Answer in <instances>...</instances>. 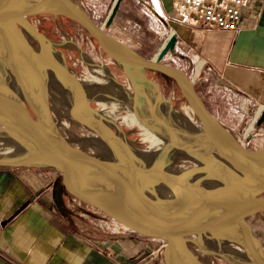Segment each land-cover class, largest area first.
Returning a JSON list of instances; mask_svg holds the SVG:
<instances>
[{
	"label": "water",
	"instance_id": "95a60500",
	"mask_svg": "<svg viewBox=\"0 0 264 264\" xmlns=\"http://www.w3.org/2000/svg\"><path fill=\"white\" fill-rule=\"evenodd\" d=\"M48 1L53 5V10L30 12L26 9L21 11L10 0H0V35L12 41L27 39L32 42L35 51V67L28 90L24 91L14 76L0 73V132L10 139L12 136L9 133L12 134L29 150L27 155L0 156V167L48 168L58 172V187L72 201L118 229L162 241L165 264H210L209 258H219L233 264H264L263 254L260 256L239 249L236 235L231 233L247 219L264 212V147L247 148L236 134L207 109L198 92L199 80H194L178 67L164 61V57L176 49V35L171 32L155 56L144 58L103 30L112 23L123 0L112 1L101 26L95 24L75 0ZM37 14L62 15L70 19L84 32L98 53L134 77L136 82V76L139 75L149 86L153 85L144 71L156 72L172 80L181 95L182 114L195 120L212 154L218 153L227 161L232 177L237 182L235 188L247 185L258 192L238 202L221 201L212 206L199 204V196L206 193L204 188L198 189L199 193L190 190L195 191L197 196L170 195L143 168L112 146L107 135L112 131L103 121L101 112L90 105L81 80L70 71L61 52L29 21L28 17ZM52 57L58 60L67 79L72 78L74 92L89 114L91 130L95 137L106 140L109 154L85 151L66 143L64 139H56L59 137L50 135L46 130L40 108L41 101L46 98L49 76L53 74ZM156 93L159 101L164 102ZM263 120L264 112H261L256 126L259 127ZM165 126L168 128L165 134H168L170 125ZM176 130L175 136L186 138L189 135L186 140L194 139L191 137L192 131L177 134ZM10 141L16 145L14 139ZM185 148L183 145L182 155L172 154L177 158L185 156ZM155 164L150 161L145 163L155 174H162L165 178L173 174L167 170L166 163L162 164L164 170ZM185 191L189 192L187 189ZM104 193L127 197L129 204L125 208L111 206L98 198L99 194ZM26 205L24 203L20 210ZM190 227L196 229L195 235L188 231ZM207 228L220 235L225 244H215L199 237Z\"/></svg>",
	"mask_w": 264,
	"mask_h": 264
},
{
	"label": "crops",
	"instance_id": "0c3cea01",
	"mask_svg": "<svg viewBox=\"0 0 264 264\" xmlns=\"http://www.w3.org/2000/svg\"><path fill=\"white\" fill-rule=\"evenodd\" d=\"M75 1L98 15L113 0ZM120 6L132 18L127 26L143 16L160 17L161 45L176 35L180 62L194 66L193 78L201 76L198 92L207 109L244 136L264 112V0H244L234 32L190 26L171 0H123ZM257 136H264V122ZM59 180L48 168L0 167V264H165L161 242L86 210L58 187Z\"/></svg>",
	"mask_w": 264,
	"mask_h": 264
},
{
	"label": "rangeland",
	"instance_id": "374dc122",
	"mask_svg": "<svg viewBox=\"0 0 264 264\" xmlns=\"http://www.w3.org/2000/svg\"><path fill=\"white\" fill-rule=\"evenodd\" d=\"M107 9H110V7L108 6L102 9L100 12L101 14H98V15L89 14V17L92 19V21L95 24H97L98 26H101L103 25L105 21V18H106L105 13L107 12ZM41 15L43 17L38 16V14L31 15L29 18L30 19L29 21H33L35 24L39 26L42 20L43 21L46 20L48 24H50L49 28L47 26H40L42 33L52 43V45H54L56 49L60 51L63 50L66 53L67 55L66 63L70 71L74 73L82 81L83 84L85 85L92 84V88L87 91L89 97H91L90 105L95 110L101 113H104V112L111 113L112 121L107 122V124L110 130L112 131V133L116 134L118 133V130H119V134L121 135V137H124V139L128 142L127 145L130 148L134 149V151L147 152V153L152 152L154 156L156 154L155 159L156 157L157 158L161 157L160 155L164 154L165 151L167 152L168 146L164 143L165 147H163L164 146L163 141L159 138H162V136L165 137L164 136L165 131L168 130V128H166V126H161V127L157 126L155 124V118L153 116L155 115L156 117V115L157 116L162 115L161 113L162 106L158 105V104H161V102L156 101L157 105L156 104L155 105L156 107L159 106L158 107L159 109L154 107L153 108L154 110L152 109L153 114L151 113V111L150 112L145 111L143 109L145 107L144 106L141 107L140 105L141 104L140 100L137 101L141 93V91L138 89L140 87L139 80L138 82H136V80H134L132 76L125 73L123 69H121L114 63L108 61L107 59H104L95 50L94 46L88 40L84 32H82L81 29L70 19L62 15H51V14H41ZM122 18H124V16H119L115 18L114 23L107 28L106 27L103 28V30L109 35L115 37L116 39L126 44L130 49H132L134 52H136L140 56L144 58H151L155 56L161 47L160 45H161V41L163 38V36L160 33L162 29V24L159 22L160 17L158 18L157 16H152V15L144 16L143 19H141L143 20L142 24H138L136 26L133 25L134 27L125 25L122 22L123 21ZM83 56L87 57L90 63L89 61H86V59H84ZM178 56H179V53L175 49L174 53H168L164 57V61L176 67L179 64L184 66V68L186 69L185 70L186 72L185 71L184 72L189 77L193 78V75L195 73L194 66L193 65L189 66L188 64L181 63ZM105 69L109 71L111 75V79H113V83L116 85H120L121 88H124L126 93L128 92L127 95L124 96L125 99H121L122 97L118 99L116 98L117 99L116 101L114 97H111L112 100L110 98L106 100L97 99L101 93L100 88L104 86L106 87V83L108 81L102 77V71H104ZM98 73H100V75H98ZM199 73L202 74V72H199ZM144 74L153 84L152 86H148L146 88V89H149V92H150L148 93V90H147V93H146L147 96H149V98L150 96L151 97L155 96V94H157L156 92H158L162 100L164 102H167L170 105L173 113L175 112L184 113L181 95L172 80L166 78L165 76L159 73L152 72V71H144ZM137 78L139 79V75H137L136 79ZM193 79L201 80V76H199L196 79L195 78ZM154 88L156 89V91ZM47 93H46V100H47V105H48V111L50 112L51 122H52V125L54 126L58 125L56 126L55 129L57 133L59 134V136L64 140L66 139V141L70 143V145L72 146L81 147V144H82L81 141H84L87 143L91 142L93 140L92 137L94 136V133L91 130V128L84 126V124L81 121L77 119L74 120L73 117L65 114L63 106L58 105L56 104L57 102H55L56 98L59 99L60 97L53 89H50V88L47 89ZM95 93H99L98 94L99 96L98 97L97 95L92 96ZM50 94L54 95V98ZM128 94L130 95L128 96ZM135 94L137 95L134 96ZM101 95L103 96L104 94L102 93ZM142 96L144 95L142 94ZM52 99L55 101H53ZM129 99L131 100V102ZM158 110H161V112L158 113ZM142 114L143 115L145 114L144 115L145 117L142 116ZM146 115L148 116V118ZM169 119H170L169 120L170 122H168V125L172 126L170 128L172 129L173 128L174 129L183 128V127H179L175 123V122H179V120L176 119V117L173 116L172 118H169ZM146 120H148V122ZM172 120L173 121L176 120V121L173 122ZM152 123H154V125ZM146 124L148 125V127ZM163 128H164V131L162 130ZM63 129L66 131H64ZM245 129L247 131L245 134L248 135L249 139L248 137L245 138V134L244 136L242 134L240 135L237 134V137L245 144L247 148L257 149V148L264 147V136H257L260 126L257 127L256 124H252V125H249ZM67 131H70V132H67ZM72 136L73 137L75 136V138H73ZM188 136L189 135H186V138H188ZM186 138L181 137V136H173V138L170 141H180V143H182L181 147H183L184 145L187 148V149L185 148L186 155H187L195 147L199 146L200 141L198 140V138L196 139L191 138L190 139L191 141H189V139L186 140ZM7 143L8 142L5 141L4 138L0 137V156H8L11 153H13L14 150L17 148L15 144H12V143L7 144ZM189 148L191 150H188ZM83 150L86 151L85 148H83ZM193 154L194 153H192V155ZM187 157L188 156H183V157H178V158L173 157L167 161H164V163L166 164L170 163L166 165L167 170H169L170 172H173L176 170L186 171L192 168L197 170L198 169L197 167H199L198 165L199 161L200 162L203 161L201 159L199 160V158L195 154L192 156V158L188 157L189 158L188 159ZM190 158L193 160H191ZM195 159H198V160H195ZM202 163L204 165L206 164L205 161H203ZM202 171H203L202 169L198 170V172H196L197 173L196 175H201L199 173H202ZM205 175L207 176L208 174L206 173ZM213 177L214 176H210V179H214ZM201 186L205 187V184H202ZM240 228H241V231L242 230L245 231L247 235H249L250 238H252L251 240L253 241V243L257 246L259 250H261L262 254L264 255V212L261 215H256V216H253L247 219L246 221L243 222V225L241 227H236L235 230L238 231ZM195 234L196 233H193V235ZM198 236L204 237L207 240L215 244H219V245L225 244L222 237L218 235L217 233H215L214 231H212V233L205 232ZM157 241L163 243L160 240H157ZM209 261L212 262L213 264H228V263L231 264L230 262L227 263V261L219 259V258H209Z\"/></svg>",
	"mask_w": 264,
	"mask_h": 264
},
{
	"label": "bare ground",
	"instance_id": "6f19581e",
	"mask_svg": "<svg viewBox=\"0 0 264 264\" xmlns=\"http://www.w3.org/2000/svg\"><path fill=\"white\" fill-rule=\"evenodd\" d=\"M10 1H12L14 6H16L21 11H25V9H26L27 11H30V12H47V11L53 10V8H54L53 5L48 0H10ZM1 53H3L4 56L3 57L0 56V73H4V74L9 75V76H14L16 79L19 80V83L22 85L23 90L24 91L28 90V86L32 80L34 67H35V51H34V48L32 47V42L27 40V39H22L19 41L18 40L12 41L9 37L0 35V54ZM83 58L86 59V61H89V59H87V57L83 56ZM89 63H90V61H89ZM51 66H52L53 74H50L52 76H49L48 85H47L46 90L49 88L53 89L60 97L59 99L56 98V101L53 99L52 100L57 102L56 104L63 106L64 112L66 115L73 117L74 120L77 119V120L81 121L84 124V126L91 128V125H90V122L88 119L89 114H87L86 110L82 106V103L80 102V100L78 99V97L76 96V94L74 92V86L75 85L73 83L72 78L67 79L61 65L59 64L58 60L54 57H52ZM98 75H100V73H98ZM102 77L105 78L106 80H108L106 83V87L100 86L101 87L100 88V90H101L100 96L98 95L99 93H95L92 96L97 95V97L99 96L97 99H100V100H102V99L106 100L108 98H110L112 100L111 97H114L115 101L120 97H122L121 99H125L124 96L127 95L128 92L126 93L124 88H121L120 85L118 86V85L113 83V80L111 79V75L107 69L102 71ZM133 79H135V78L133 77ZM138 80H139V84H140L139 85L140 87L138 89L141 91V93H140L139 99H137V101L140 100V102H141L140 105H141V107L142 106L145 107V108H143L145 111H149V112L151 111V113H152V111L154 110L153 108L156 107V105H157L156 101L158 102L159 99H158L156 94H155V96H152V97L150 96V98H149V96H147V94H146L147 90H148V93H150L149 89H146L149 86L148 82L145 81L140 76H139ZM81 84H82V88H83L84 92L86 93V95L90 99L91 97H89L87 91L92 88V84L85 85L82 83V81H81ZM155 91H156V89H155ZM102 93L104 94L103 96L101 95ZM142 94L144 96H142ZM0 95H1V92H0ZM129 95L130 94H128V96ZM136 95L137 94H135L134 96H136ZM42 96H44V93ZM51 96L54 98V95H51ZM131 97H133V96H131ZM153 97H154V99H153ZM130 102H131V100H130ZM41 103H42L41 108H40L41 109V119H42V122H44L46 130L50 132V135L59 137L56 139H62L55 129L56 126H58V125L54 126V125H52V123L50 121V115H49L50 112L48 111L47 100L45 97L43 98ZM45 105H46V107H45ZM125 105H126V103H125ZM158 105L162 106V108H161L162 112H161V110H158V113L161 112L162 115H159L158 113L157 114L159 116L156 115V117H155V115H153L155 118V124L159 127L165 126L166 124H168V122H170L169 118H172L173 116L176 117V119H178L179 122H175V123L179 127H183L182 129L177 128V130H176L178 132L177 134H180L182 132L192 131L193 135H191V137H194L195 139L198 138V140L200 141L199 146L195 147L189 154H187L185 156H189L192 158V156L195 154L199 158V160L201 159V160L206 162L205 165L202 163L203 161L202 162L199 161V164H198L199 167H197L198 168L197 170L194 168L188 169L186 171H183V170L177 171L176 170V171H173V174L169 178H165L162 174H158V173L155 174L154 171H152V169H149L148 166L146 167L145 163L150 161V162L157 163L155 165H159L160 168L162 170H164V168H162V164H165L164 161H167V160L175 157L174 154H177V156L182 155L181 151L183 150L182 149L183 147H181L180 141H170L173 138V136H175V129L174 128L169 129L168 134L164 135L165 137L162 136V138H159L163 141V145L165 143L168 146V149H167V152L164 150L165 151L164 154H162L160 152L162 154V155H160L161 157H159V158L156 157V159H155L156 154L154 156L152 152L147 153V152L134 151V149L130 148L127 145L128 142L124 139V137H121V135L119 134L118 129H117L118 133H116V134H114L112 132L107 133V131L105 130L107 135L109 136L112 144H113L112 146L116 150H118L120 153H122L126 157H128L132 162L136 163L138 166L143 168V170L146 173H148V175L150 177H152V179L155 182L160 183L168 192H170L169 193L170 195L176 194V195L185 196V197L197 196L196 194H194L195 191L198 192L199 191L198 189L204 188L206 193H201L202 195H200V196L198 195L200 198L199 204H201V205L212 206L215 203H218L221 201L229 202L232 200L234 202H238V201L244 199L245 197L252 196L254 193L258 192L257 189L250 187V186H247V185H245V186L240 185L239 189L235 188V186H237V182H236V179L232 177V174H231V171H230V168L228 166L227 161L224 158H222V156H220L218 153H216L214 155L212 154V152L210 151V149L207 146V143L202 138V135H201V132H200L198 125L195 123V120L191 116H186V114L183 115L182 113H177V112L173 113L170 105L167 102H161V104H158ZM158 107H156V108L159 109ZM133 108H134V106H133ZM134 111H136V110H134ZM136 114H138V113H136ZM139 114H140V112H139ZM144 115L142 114V116H144ZM63 116H64V114H63ZM101 117H102L103 121H105L106 123L112 121V117H111L110 112L101 113ZM93 118H94V120L97 119L95 116ZM147 118H148V116H147ZM146 121L148 122V120H146ZM174 121H176V120H174ZM143 122H145V121H143ZM152 124L154 125V123H152ZM170 124H172V123H170ZM147 127H148V125H147ZM170 127H172V126H170ZM249 128H248V130H249ZM67 130H69V129H67ZM162 130L164 131V128ZM64 131H66V130H64ZM67 132H70V131H67ZM9 135L12 136L11 139H14L16 141L15 143L17 145V148L14 150L13 153H11L12 155L10 154L8 156H21L22 154L27 155L29 153V150L27 149V147L21 141L16 140L12 134L9 133ZM0 137L4 138V140L8 142L7 144H11L10 143L11 139L6 134L0 132ZM73 138H75V136ZM92 139L93 140L91 142H88V143L81 141L82 142L81 147L85 148L86 151L89 150V151H94L97 153L109 154V152H108L109 146H108V143L106 142V140H104V138L93 136ZM63 141L68 143L66 141V139ZM178 142H179V144H178ZM163 147H165V145ZM188 150H191V149L189 148ZM172 152H175V153L172 154ZM192 153H194V154L192 155ZM157 154H158V152H157ZM190 155H192V156H190ZM181 157H183V156H181ZM191 160H193V159H191ZM195 160H198V159H195ZM168 164H170V163H167V165ZM200 169L203 170L202 171L203 174L199 173L201 175H196L197 174L196 172H198V170H200ZM194 173H195V175H194ZM206 173L209 176L208 175L206 176L205 175ZM210 176H214L213 177L214 179H210ZM202 184H205V187L204 186L202 187L201 186ZM232 188H234V189H232ZM186 189L189 190V192H186L185 191ZM183 190L185 192H183ZM190 190H195V191L190 192ZM98 198L104 200L109 205L117 206L118 208H125L129 204V199L127 197H120V196H117L116 194H113V193L99 194ZM241 226L242 225H238V227H241ZM188 231L192 234L196 233V229H194L193 227L188 228ZM212 231H213L212 229L207 228L204 231V233L205 232L212 233ZM231 233H233V234L235 233L236 236L235 235L234 236L239 243V247H240L239 249H241L243 251L247 250V251L252 252L254 254H258L260 256L262 255L261 250H259L257 248V246L251 240L252 238H250V236L247 235V233L245 231H243V230L241 231V228L238 231L235 230L234 232L232 231Z\"/></svg>",
	"mask_w": 264,
	"mask_h": 264
},
{
	"label": "built area",
	"instance_id": "2783aa9c",
	"mask_svg": "<svg viewBox=\"0 0 264 264\" xmlns=\"http://www.w3.org/2000/svg\"><path fill=\"white\" fill-rule=\"evenodd\" d=\"M243 4L244 0H171L172 10L190 26L227 32L239 29Z\"/></svg>",
	"mask_w": 264,
	"mask_h": 264
},
{
	"label": "flooded vegetation",
	"instance_id": "af4514ba",
	"mask_svg": "<svg viewBox=\"0 0 264 264\" xmlns=\"http://www.w3.org/2000/svg\"><path fill=\"white\" fill-rule=\"evenodd\" d=\"M121 4V3H120ZM108 12H109V9H107V12L105 13L106 14V17H107V14H108ZM38 16H42L41 14H38ZM119 16H124V18H122V22L125 24V22L126 21H128L129 19H132L128 14H125V13H123L122 11H121V6L119 5V7H118V9H117V11H116V15H115V17H114V19H113V21H112V23L110 24V25H112L113 23H114V20H115V18H117V17H119ZM43 17V16H42ZM144 17V16H143ZM143 17L141 18V19H143ZM30 17H28V19H29ZM41 19V18H40ZM106 19V18H105ZM137 20V24L136 25H138V24H142V21L143 20ZM30 20V19H29ZM42 20V19H41ZM31 22V24L37 29V31L39 32V33H41V34H43L42 33V30H41V27L40 26H47L48 28L50 27V24H48V22L45 20V21H43L42 20V22L40 23V26L39 25H37V24H35L33 21H30ZM109 25V26H110ZM78 26V25H77ZM108 26V27H109ZM105 28V27H104ZM107 28V27H106ZM82 31V30H81ZM83 32V31H82ZM44 35V34H43ZM45 36V35H44ZM46 38V37H45ZM47 39V38H46ZM48 40V39H47ZM58 50V49H57ZM58 51H60V50H58ZM61 52V54L63 55V57H64V59H65V61H67V55H66V53L63 51V50H61L60 51ZM100 54V53H99ZM101 55V54H100ZM104 59H106L103 55H101ZM109 61V60H108ZM263 122H264V120L261 122V124L260 125H262L263 124Z\"/></svg>",
	"mask_w": 264,
	"mask_h": 264
}]
</instances>
